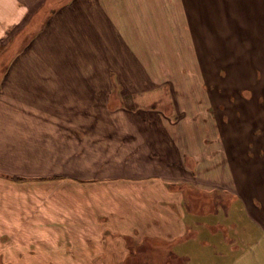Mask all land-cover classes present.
<instances>
[{"label": "crops", "instance_id": "obj_1", "mask_svg": "<svg viewBox=\"0 0 264 264\" xmlns=\"http://www.w3.org/2000/svg\"><path fill=\"white\" fill-rule=\"evenodd\" d=\"M46 1L0 0V48L9 30L28 27L29 19L40 9L41 2ZM211 7L215 9L213 13H210ZM51 10L47 22L32 39L29 51L21 55L34 59H21V73L12 72V67L6 71L9 73L0 72V264H25L36 258H48V264H56L55 259L74 264L76 258L113 256L105 250L111 241L116 242L117 249L121 242L125 248L127 237L132 242L153 238L158 243L172 240L171 243L179 244L182 243L179 238L187 234L185 202L180 192L178 202L168 191L178 189L171 184L180 183L172 175L168 177L171 169L161 167L163 172L157 176L146 174L150 169L147 167L136 176L121 174L86 180L87 163L92 161L89 145L101 143L98 136H93L89 143L88 130L92 127H89L88 113L96 115L98 108L102 111L105 106V91L95 83L123 79L116 73L119 63H114L112 70L109 68L116 75L106 71L86 75L54 73L51 69L54 71L55 57L53 61L49 57L38 64L35 54L39 38L45 37L50 26L59 21L63 32L66 29L77 32V27L82 32L83 25L93 23L96 38L104 40V33H108V38L110 34L115 36V46L106 48H116L117 53H109L108 57L127 59L119 70L127 71L128 81H163L160 76L152 77L156 76L155 70L144 67L158 68L161 72L168 65L177 67L176 74L166 69L168 76H178V66L184 65L191 67L190 70L195 68L204 82L224 79L229 86L225 92L216 94L205 89L209 106L215 107L216 103L224 106L223 121L212 125L217 130L221 149L217 156L199 158L192 190L232 194L234 200L246 205L245 218L255 225L259 237L256 241L246 240L247 236L239 234L237 226L227 222L226 217L224 221L210 224L196 214L198 218L191 220L194 228L190 239L197 245L194 253L197 264H230L232 258L236 264L252 261L245 258L244 247L249 245L255 250L254 244L260 245V240L264 248V0H66ZM88 15L92 21L85 19ZM206 18L213 26L217 22L220 43L210 45L205 41L213 34L209 30L204 33ZM104 19L108 20V27ZM49 37L48 34V42ZM68 45L59 48L70 50ZM50 46L55 48L54 44ZM13 64L14 60L8 65ZM29 65H34L31 68L34 72H29ZM222 66L219 72L217 69ZM188 74L187 71V77ZM88 82H94L92 91L87 90ZM96 120L93 116L91 121ZM204 175L208 179L206 183L201 182ZM58 189L79 192L85 199L72 205L76 206L72 209L64 204L65 213L79 211L66 215L73 218L66 223V228L74 226L80 234L70 240L44 237L48 239H42L43 242L51 241L46 245L47 253H39L38 245L35 246L38 252H33L34 247L24 243L39 241L41 237L19 233L16 227L39 225L41 209L47 206L49 210V205L55 204L50 202V196ZM97 191H104L107 198L97 200L96 197L94 204L91 200L88 202L89 196L97 195ZM123 202L129 205L127 209L123 208ZM173 202L177 215L171 208ZM218 210L225 216L226 209ZM89 211H93L90 216ZM51 222L53 225L54 219ZM229 227H234L233 236L228 234ZM87 230L93 237L87 236ZM62 239L77 244L57 245ZM93 243L98 247L92 248ZM90 247L95 253L87 255ZM203 247L212 250L203 252ZM236 253H241V260L233 255Z\"/></svg>", "mask_w": 264, "mask_h": 264}, {"label": "rangeland", "instance_id": "obj_2", "mask_svg": "<svg viewBox=\"0 0 264 264\" xmlns=\"http://www.w3.org/2000/svg\"><path fill=\"white\" fill-rule=\"evenodd\" d=\"M65 1L66 0H47L45 3L41 2L40 9L36 11L37 14L35 13V15L29 19V24L27 23V25H29L28 27L22 30L21 28L18 29V26L9 30L5 41H3L4 43H1L0 72H6L11 67L14 73L23 72V68L20 65L21 59L34 58L27 54L21 55L24 51H26L25 53L29 51L28 47L31 45L32 39H35L41 31L42 26L51 15V8L53 6L58 7ZM26 4L30 8L29 3ZM214 7L217 11V5ZM214 7H211L210 13L215 11ZM89 18L90 16L88 15L85 19L90 20ZM103 22L104 25L108 27V20L104 19ZM58 23L56 22L54 27L50 26L48 30L50 43L46 40L48 34H46L45 37L43 36V38L42 36L39 38L42 44H40V42L38 43L39 47L35 54L38 64H43V61H47L49 57H51L53 61L55 57L56 64L54 66V71L51 69V72L74 75L82 73L86 75L89 73H101L102 71L115 74V70L111 71V68H114V63H119L120 66L119 68L117 67L118 70H116L119 73H116L119 75V79H123L115 81L105 80L95 83L100 86L99 88L105 91L103 95L105 106L102 111L101 108H98L97 111H100L96 115L88 113L89 127L93 128H89L88 130L89 143L94 139L93 136H98V141L100 140L101 143L97 146L89 145V158L92 159V161L87 163L88 176L86 180H96L99 179L98 177L105 178L107 176L113 178L121 174L136 176L139 171L147 167H150V169L146 174L157 176L158 173L163 172L162 168L167 167L171 169V171H168V177L172 175L173 179H175L174 181L180 182L178 184H171L174 188L178 187V189H168V191L173 193V198L178 202L180 192V198H183V202H185V220L188 224L187 228H185L187 232L185 238H179L182 243L173 244L171 243L173 242L172 240H165L162 243H158L160 241L153 238H151V241L148 238L143 242H132L128 241L130 239L127 237L125 240V248H122V242L120 243L119 249H117L116 242L113 243L111 241L107 245L109 249L106 248L105 250L109 251L110 253L108 254H113V256L109 258L105 257L104 259H91L88 257L76 258L74 264H197V257L194 256L195 251H197L195 250L197 245L190 239L192 228H194L193 225H191V220L198 218L195 216L196 214H200L201 221L204 220L210 224L224 221V217H226L227 222L237 226L239 234L241 233L247 236L246 240L251 239L256 241L259 237V232L256 230L255 225L245 218L244 207L246 205L243 206L242 203L234 200L232 194L220 190H214L210 194H207V192L197 193L195 190H192L194 189L192 185L196 180V177H193L195 176L194 170L196 169L199 158H208L212 154L217 156V153H219L218 151L221 149L217 137V130L215 127L213 129L212 125H214V123L219 124L223 121L222 119L225 113H222V108L224 106L221 103H216L215 107L209 106L210 104L208 103L205 89H210L216 94L222 93L223 90L225 92L226 89H229V86L227 87V83L224 79L204 82L195 68L190 70L191 67L184 65L178 66V76L173 74L168 76L166 75L167 70H174L176 74L175 69L177 68L168 65L164 67L165 70H167L161 72L157 70L158 68L144 67V69L155 70L156 76L153 74L152 77L156 78L160 76L164 79L163 81H128L125 75L127 71L119 70L122 68V63H127V59L123 60L120 58L115 59L108 57L109 53H117L116 48L115 50L106 48L108 46H115V36L110 34L111 36L108 38V33H104V40L96 38L93 34L95 31L93 23L92 25L89 23L87 27L83 25L82 32L78 27L77 32H72V30L68 32V29L63 32V25H61L60 21ZM216 24L217 22H214L213 26L209 18H206L204 33L208 30L213 32L211 36L205 39L206 42L211 43L210 45L222 41L221 33L216 27ZM70 40L73 43L69 42ZM46 41L48 43H45ZM67 43H70V46L68 45V48H71L70 50L66 51L59 48ZM51 44L55 45L54 49L50 46ZM45 46H48L47 48L49 49L46 48V50H44ZM13 60L14 64L8 65ZM5 64L7 65L5 66ZM33 66L34 65H29V72H34L31 70ZM51 66L53 65L51 64ZM109 68L111 70H109ZM221 68H223V66L216 69L220 72ZM187 71L189 72L188 77ZM176 78L178 80H176ZM86 84L88 86L87 90L92 91L93 89L91 86H94V82H88ZM99 100L100 99H98V101ZM215 100L217 101L218 99L215 98ZM220 100L222 101V98H220ZM88 112L92 111L89 110ZM93 116L97 119L95 122L91 121ZM213 137H215L216 140H213L215 139ZM112 142L115 143L110 144ZM181 152L185 155L181 156ZM126 159L130 162H125L127 161ZM179 170L183 172L181 173ZM252 170L251 168V171ZM175 175H177V177H175ZM204 176V178L201 177V182L206 183L208 179L206 175ZM253 183H255L254 177L252 178V184ZM103 192L104 191H97V195H90L88 202L91 200L93 202L92 204H94V202H96L94 201L96 197L97 200L98 197L101 199L107 198L104 196ZM209 197H211V199H208ZM41 198H44V195H42ZM196 198L198 200H196ZM82 200L85 201L83 195L79 192H70L69 189H58L55 195L50 196V202H55V204L49 205V210H47L46 205L45 210L41 209L39 225L16 227L19 229V233L25 235H39L41 237L39 241H33L32 243L25 242V246L30 244L34 247V249H32L34 250L33 252H36L37 249H35V246L38 245L39 253L44 254L47 253L46 245L51 244V241L43 242V240L48 239H43L44 237L49 236L52 239L61 237L70 240L72 237L79 236L80 233L76 231V227L72 226L70 229L67 226L68 228H66V223H70V220L73 219H69L66 215L68 213L74 214L79 211L75 212L71 210L65 213V207H67V204L68 207L72 209L76 207L72 205L79 204ZM174 202L170 204H172L171 208L175 210L177 215L176 203ZM123 206V208L127 209L129 205L123 202ZM218 208L221 209V211L226 209L225 216L220 210L217 211ZM89 212L88 216H90L91 213L93 214V211ZM178 215L184 219L183 215V217L180 213H178ZM53 219L54 224L52 225L51 221H53ZM233 228L234 227H229L228 234L231 236L234 234ZM88 234L89 231L87 236H89V238L93 237L91 234ZM214 238L215 237L212 239ZM63 239L56 244L59 246L77 244ZM200 239L203 240V238ZM214 240H209L212 242V245L215 244ZM259 244L260 245L254 244L256 246L255 250L249 247V245L248 247H244V253L245 256H247L245 258H251L252 261L248 263L242 262V264H264L262 262V260H264L263 253H261V248H263V246L260 240ZM95 246L98 247L96 243H93L92 248ZM9 248L13 247L9 246ZM210 249H208V247H203L202 251L208 252ZM87 251V255L95 253V250H92L91 247ZM252 251L254 252L251 253ZM123 254L125 255L123 256ZM233 255H238V258L241 260V253ZM55 260L56 264H64V260ZM27 261L29 262L25 264H31L32 261L34 264H48V258H36ZM49 261H51V259H49ZM230 264H236V259L232 258Z\"/></svg>", "mask_w": 264, "mask_h": 264}, {"label": "trees", "instance_id": "obj_3", "mask_svg": "<svg viewBox=\"0 0 264 264\" xmlns=\"http://www.w3.org/2000/svg\"><path fill=\"white\" fill-rule=\"evenodd\" d=\"M129 241V240H128Z\"/></svg>", "mask_w": 264, "mask_h": 264}]
</instances>
